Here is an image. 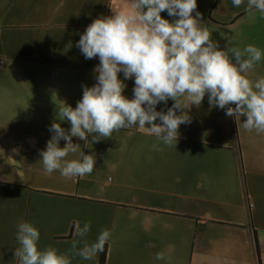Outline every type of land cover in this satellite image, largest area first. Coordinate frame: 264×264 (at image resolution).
<instances>
[{
	"label": "crops",
	"instance_id": "obj_1",
	"mask_svg": "<svg viewBox=\"0 0 264 264\" xmlns=\"http://www.w3.org/2000/svg\"><path fill=\"white\" fill-rule=\"evenodd\" d=\"M226 1L197 5L211 38L222 49H243V35L255 39L262 58L249 77H264V14L245 12L247 0L240 7ZM123 3L0 0V228L13 230L17 241V224L32 223L38 247L68 254L71 264H98L100 255L72 256L73 240L78 248L84 243L76 222H90L89 244L102 229L110 231L106 264H264V133L245 130V117L236 121L210 108L207 94L200 107H191L192 122L179 127L176 145L135 126L87 146L73 137L95 156L93 172L71 179L45 174L40 152L51 124L69 130L60 109L75 108L82 85L96 83L99 58L86 60L76 44L93 20L112 16L111 7ZM218 4L225 6L213 20L207 13ZM161 16L175 19L166 11ZM118 76L127 85L123 94L133 98L134 78ZM158 252L163 260L155 259Z\"/></svg>",
	"mask_w": 264,
	"mask_h": 264
},
{
	"label": "clouds",
	"instance_id": "obj_2",
	"mask_svg": "<svg viewBox=\"0 0 264 264\" xmlns=\"http://www.w3.org/2000/svg\"><path fill=\"white\" fill-rule=\"evenodd\" d=\"M232 3L240 7L245 0ZM111 9L114 14L93 20L76 44L86 60L99 58L93 69L96 83L82 85V99L75 108L64 104L60 109V120L70 122L69 130L59 122L51 124L52 136L40 152L45 174L59 171L71 179L93 172L95 156L86 155L73 137L87 146L135 126L165 145H176L179 127L192 122L191 107H200L206 94L210 108L225 110L236 121L245 117V130L264 133V77H249L262 58L258 47L222 49L197 11V0H124L119 9ZM164 11L175 19L163 18ZM245 12L264 14V0H247ZM121 72L124 80L134 78L131 99L123 94L127 85L118 76ZM169 99L174 103L166 112L156 110ZM61 140L66 141L63 148ZM70 154L77 158L67 159ZM90 229V222L75 223V235L84 243L78 248L80 241L73 240L72 256L91 260L105 251L110 231L102 229L89 244ZM39 239L32 223L17 224L19 247L14 249V259L18 264H71L69 255L54 247L41 250ZM164 258L163 252L156 253L155 259Z\"/></svg>",
	"mask_w": 264,
	"mask_h": 264
},
{
	"label": "rangeland",
	"instance_id": "obj_3",
	"mask_svg": "<svg viewBox=\"0 0 264 264\" xmlns=\"http://www.w3.org/2000/svg\"><path fill=\"white\" fill-rule=\"evenodd\" d=\"M207 1L208 0H197V5L198 4H201L202 5V9H204ZM216 1H217V3H220L223 0H215V2L213 3V6L216 4ZM227 1L232 2V0H227ZM231 4L232 3H230V5ZM222 6H225V5L218 4V6L213 7V11L212 12H211V9H210L207 14L210 15L213 20H216V17L219 14L217 12H218V10ZM222 8H224V7H222ZM226 8H227V6H226ZM197 11H198V8H197ZM210 12H211V14H210ZM226 13H228V12L226 11ZM193 15H195V12H194ZM252 21H254V20H252ZM243 22L246 23V24H248L250 21L247 20V21H243ZM238 24H240V23H238ZM243 37H244L243 41H244V45L245 46H247V45H254V43L257 44V42H256L255 39H253L250 42L249 38L247 40L246 35H243ZM259 43H261V41H258V45L261 46V44H259ZM13 232H14L13 230H10L8 228H4V230H2L0 228V261H2L3 263H6V262H9L10 261V264H18V260L14 259V249L17 248V247H19V244H18V241H14L13 239H11V236L13 235Z\"/></svg>",
	"mask_w": 264,
	"mask_h": 264
},
{
	"label": "trees",
	"instance_id": "obj_4",
	"mask_svg": "<svg viewBox=\"0 0 264 264\" xmlns=\"http://www.w3.org/2000/svg\"><path fill=\"white\" fill-rule=\"evenodd\" d=\"M106 259H107V248L105 246V251L100 253V255H99L98 264H106Z\"/></svg>",
	"mask_w": 264,
	"mask_h": 264
}]
</instances>
